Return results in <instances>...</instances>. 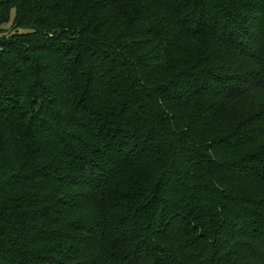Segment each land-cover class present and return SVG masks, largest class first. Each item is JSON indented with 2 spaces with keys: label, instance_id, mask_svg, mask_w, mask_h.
<instances>
[{
  "label": "trees",
  "instance_id": "trees-1",
  "mask_svg": "<svg viewBox=\"0 0 264 264\" xmlns=\"http://www.w3.org/2000/svg\"><path fill=\"white\" fill-rule=\"evenodd\" d=\"M0 264H264V0H0Z\"/></svg>",
  "mask_w": 264,
  "mask_h": 264
},
{
  "label": "rangeland",
  "instance_id": "rangeland-1",
  "mask_svg": "<svg viewBox=\"0 0 264 264\" xmlns=\"http://www.w3.org/2000/svg\"><path fill=\"white\" fill-rule=\"evenodd\" d=\"M9 30H11V24L6 26Z\"/></svg>",
  "mask_w": 264,
  "mask_h": 264
}]
</instances>
